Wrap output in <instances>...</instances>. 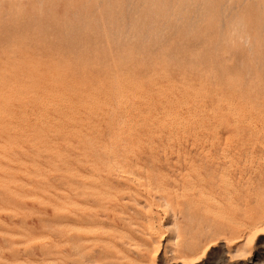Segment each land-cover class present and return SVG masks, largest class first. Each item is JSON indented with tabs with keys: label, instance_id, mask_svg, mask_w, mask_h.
<instances>
[{
	"label": "rangeland",
	"instance_id": "374dc122",
	"mask_svg": "<svg viewBox=\"0 0 264 264\" xmlns=\"http://www.w3.org/2000/svg\"><path fill=\"white\" fill-rule=\"evenodd\" d=\"M0 87V264H264V0H0Z\"/></svg>",
	"mask_w": 264,
	"mask_h": 264
},
{
	"label": "bare ground",
	"instance_id": "6f19581e",
	"mask_svg": "<svg viewBox=\"0 0 264 264\" xmlns=\"http://www.w3.org/2000/svg\"><path fill=\"white\" fill-rule=\"evenodd\" d=\"M6 86V85H5ZM1 88V87H0ZM226 103V102H225ZM246 124V123H245ZM204 154H205V151H204ZM264 154V153H263ZM96 159H93L90 163L92 165H95L96 162H104V163H111V161H115V163H117V160L119 161V158L122 157V155L119 153V152H114V151H111V152H108V151H105V153H102V154H96L95 155ZM264 159V157H263ZM127 161V160H126ZM181 161V158L180 156L177 157V160H176V163L175 162H172L171 160H168V159H165L164 160V164L168 167H173L175 169V176H179L181 174V171L183 170V167L181 165H178L179 162ZM186 160H184L185 162ZM262 161V160H261ZM161 163V162H160ZM162 164V163H161ZM93 169L94 166H93ZM135 177V176H134ZM137 178V177H136ZM138 179V178H137ZM141 181V180H140ZM143 181V180H142ZM139 182V181H138ZM202 184L204 185L203 181L200 180L198 182H193V181H187V182H183V183H180L178 182L177 185H182L183 187H187V189H193L197 195H204V194H207V188L208 186L204 185V187H202ZM148 187V186H147ZM150 188V187H149ZM148 190V188H147ZM150 190V189H149ZM151 191V190H150ZM157 193V192H156ZM134 195V194H133ZM187 199V198H186ZM209 201V199L205 200L204 199V203H207ZM132 203V202H130ZM136 207L138 206L136 203H135ZM157 205V203H156ZM153 208V207H152ZM155 208V207H154ZM158 208V207H157ZM146 210V209H145ZM147 211V210H146ZM148 212V211H147ZM146 212V213H147ZM156 218V217H155ZM263 221V220H262ZM146 222V221H145ZM151 222V221H150ZM149 224V223H148ZM147 224V225H148ZM146 225V224H145ZM146 225V226H147ZM148 227V226H147ZM263 227L264 228V221L263 222H260L259 224L255 225V228H261ZM73 229V228H72ZM77 230V229H76ZM155 230V229H153ZM256 230V229H255ZM263 231V230H262ZM152 232V231H151ZM259 232V231H258ZM147 233V232H146ZM146 237V236H145ZM155 245V244H154ZM153 245V246H154ZM136 246V245H135ZM77 248V247H76ZM141 248V247H140ZM155 248V247H154ZM157 250V249H156ZM72 250H65L64 252L66 253L65 255L63 254V251L62 250H59L57 248H55V250H52V249H45L44 251L40 250V251H37L35 252L36 255H46V256H50L52 253H55L56 255H62V259H67L69 260L71 258V252ZM157 252V251H156ZM155 252V253H156ZM154 253V254H155ZM97 262V261H96ZM50 263V262H49ZM48 264V263H47ZM97 264V263H96Z\"/></svg>",
	"mask_w": 264,
	"mask_h": 264
}]
</instances>
